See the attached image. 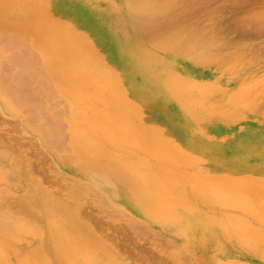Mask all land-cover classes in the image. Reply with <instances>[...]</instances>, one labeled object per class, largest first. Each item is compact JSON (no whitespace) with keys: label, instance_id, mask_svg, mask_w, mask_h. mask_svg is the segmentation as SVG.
Masks as SVG:
<instances>
[{"label":"rangeland","instance_id":"1","mask_svg":"<svg viewBox=\"0 0 264 264\" xmlns=\"http://www.w3.org/2000/svg\"><path fill=\"white\" fill-rule=\"evenodd\" d=\"M101 60L113 63L110 76L79 74ZM84 78L125 91L132 107L149 99L171 118L161 153L108 132L93 139L72 93ZM5 169L22 182H5ZM29 187L46 199L49 217L24 201ZM204 213L246 218L213 261L177 241L182 226L209 223L195 220ZM0 223V264L48 249L49 264H89L82 235L90 264H110L112 254L121 264H264V0H0Z\"/></svg>","mask_w":264,"mask_h":264},{"label":"bare ground","instance_id":"2","mask_svg":"<svg viewBox=\"0 0 264 264\" xmlns=\"http://www.w3.org/2000/svg\"><path fill=\"white\" fill-rule=\"evenodd\" d=\"M70 23V22H69ZM68 23V24H69ZM262 24V23H261ZM257 25V24H256ZM258 26V25H257ZM71 29L73 28V26L70 27ZM73 30V29H72ZM76 31H78L77 29H74ZM192 30V29H191ZM190 30V31H191ZM182 31V30H181ZM46 34V33H45ZM44 34V35H45ZM35 37V36H34ZM84 37V36H83ZM58 39V38H56ZM85 39V38H83ZM159 39V38H158ZM40 39H38L39 41ZM107 41V40H106ZM176 41V40H175ZM85 42V41H83ZM112 42V41H111ZM110 43V42H109ZM152 43V42H151ZM59 44H63V43H59ZM82 44V43H81ZM111 44V43H110ZM180 44V43H179ZM112 45V44H111ZM94 46V45H92ZM114 46V45H113ZM82 47H84L82 45ZM81 47V48H82ZM87 47V46H86ZM97 47V46H94ZM93 47V48H94ZM98 48V47H97ZM96 48V50H97ZM84 49V48H83ZM71 50V49H70ZM77 50V49H76ZM75 50V51H76ZM73 51V50H71ZM90 51V50H89ZM92 51V50H91ZM100 51V50H99ZM98 51V52H99ZM94 52V49H93ZM97 53V52H96ZM102 53V52H101ZM78 54V53H77ZM76 54V55H77ZM87 54L91 55L93 53L88 52ZM98 55L100 53H97ZM88 55V56H89ZM102 55V54H101ZM100 55V56H101ZM116 55V53H115ZM176 55V54H175ZM92 56V55H91ZM98 56V58L100 57ZM104 56V55H103ZM117 56V55H116ZM17 57V56H16ZM11 58V57H10ZM102 58V57H101ZM119 58V57H118ZM100 60V59H99ZM105 60V59H104ZM119 60H121L122 62V66L125 67V69H131V65L130 63H128L127 66V58L124 55H121V57L119 58ZM102 61V62H101ZM100 62L97 63V65H94V67L90 68L91 72H89V74L87 73V71L84 72H77L81 75H83V77L86 76H91L93 77L94 75H96L95 73L98 72V70H103L106 71V76H110L109 74L111 73H107V70H109V66L108 68L105 67L103 65V60H101ZM107 61V60H106ZM12 62L14 63V65L17 66V62H19L18 59L15 58V56L12 57ZM96 62V61H95ZM108 63V62H107ZM134 63V62H133ZM110 64V63H109ZM83 65V64H82ZM80 65L82 68H85V66ZM113 66V65H112ZM62 67L64 69H71V67L69 65H62ZM114 68V67H113ZM122 69V68H121ZM76 71H79V67L77 66V68H75ZM112 71V70H111ZM140 71V69L138 70ZM101 73V71H100ZM103 73V72H102ZM17 74V73H16ZM78 74V75H79ZM104 74V73H103ZM113 72H112V76H113ZM105 75V74H104ZM115 75V74H114ZM20 76V75H19ZM114 77V76H113ZM116 78V77H115ZM106 79V78H105ZM117 79V78H116ZM151 78H149V83L156 85L157 84V79L152 78V80H150ZM2 81H10L8 80L7 77H3V79H1ZM113 80V79H112ZM19 82L17 78L11 77V92L12 94H14V96L16 97V100L20 101V95L18 93V89L17 86L13 84V82ZM80 81V80H79ZM95 80L93 79H86L84 78L82 81H80V83H78V88L74 89L71 91L75 97L77 98L78 102H80V109L82 111H80V116L82 118H86L87 122L89 123V127L91 129V136L94 134L95 135H101V136H105L106 133H109V137L110 140H114V141H120L122 140V145L125 144L123 142L132 140L133 141H137L138 143H142L140 144V147L143 148V152L145 153H153L154 155H157L158 153H161V149L164 148V142L165 140H168L169 136L173 135V130H171V128L165 126L166 124H168L171 121V118H169L163 111L156 109L153 106V103L151 101H149V99L146 98H139L137 101L135 100L136 103H138L139 107H132L130 104H135L134 102H131L125 95V97L130 101L123 100V95L122 93H126L125 91L121 90V94L118 96L116 95L114 92L112 91H103V90H99V88H97V82L95 85ZM115 81V80H114ZM114 86L115 85V82ZM16 82V83H17ZM66 84H69L70 82L64 81ZM127 82V81H126ZM20 83V82H19ZM18 83V84H19ZM113 85L111 84V87ZM149 87V86H148ZM114 88V87H113ZM157 88V94L162 98L165 99V103L168 105H171V103L173 104L174 102L171 101V98L167 95L166 90L162 87V86H158ZM115 89V88H114ZM20 90V89H19ZM21 91V90H20ZM127 94V93H126ZM22 100V99H21ZM97 101H101L99 104V106L96 108L95 105H93L94 102ZM130 103V104H129ZM96 104V103H95ZM129 104V105H128ZM79 105V104H78ZM107 108V115L105 116V114H102V109ZM118 107V113H120L119 116H117V112L114 111L113 113L110 112V110H115ZM132 108L135 109L136 111L138 110L137 108H139V110L141 109L143 114L140 113L141 115H143L142 117H140L139 119H135L133 114L131 113V111H129V109L127 108ZM171 107V106H170ZM101 109V110H100ZM138 110V111H139ZM137 111V112H138ZM140 112V111H139ZM138 112V114H139ZM180 112V110H179ZM186 116H188L186 113H184ZM140 121L141 125L143 127V129L141 128H136L131 124H135L136 122ZM195 123V122H194ZM173 124V123H172ZM176 125V124H175ZM170 126V125H169ZM178 126V125H177ZM89 130V129H88ZM152 130H156V131H152ZM90 132V130H89ZM149 132H159V134H151ZM92 136V138L94 137ZM153 136H155L156 138H152ZM94 139V138H93ZM100 142V140H99ZM166 143V142H165ZM118 144V143H117ZM108 146V145H107ZM170 146V145H168ZM198 146H200V144H198ZM198 146H196L195 144H190V148L192 150H194L195 152H200V149L198 148ZM95 148V153L98 157H102V154L100 153L101 150V146L92 145V148ZM123 147V146H122ZM171 148V147H169ZM202 148V146H201ZM122 149H128L126 148V145L124 146V148ZM166 150L168 149L165 148ZM172 149V148H171ZM137 150V149H136ZM165 150V151H166ZM134 151V150H132ZM170 151V150H169ZM168 151V152H169ZM135 152V151H134ZM166 152V154L168 153ZM103 153V152H102ZM136 153V152H135ZM137 154V153H136ZM139 154V153H138ZM143 154V153H142ZM169 157V156H168ZM156 158V157H155ZM167 159V157H165ZM161 162H162V158ZM166 161V160H165ZM163 165V164H162ZM170 165V164H168ZM174 167V166H173ZM9 172H6L5 169V182L9 183L10 185L12 184V186H17L16 184L21 183L22 181L19 180L17 173H15V171L13 169L8 170ZM167 184V182H166ZM168 185V184H167ZM164 186V185H163ZM30 189H32L31 187H29ZM20 191H22L24 193L25 189L23 188H18ZM18 189L16 191H18ZM32 196L31 197H25L23 198L24 201H26L27 203H29V207H31L32 209H34L36 212H38L41 216H43L44 218L49 217V215H51V210L50 207L48 205V203L46 202L45 198L39 197V195L36 193V191L34 189H32ZM11 193V192H10ZM10 196H12V194H8ZM25 195V194H24ZM54 203V202H53ZM56 203V202H55ZM241 205V204H238ZM52 206V205H51ZM61 209V207H60ZM25 210V209H24ZM63 210V209H62ZM61 210V211H62ZM66 211V210H65ZM109 212V211H108ZM64 216V215H63ZM70 220V219H69ZM69 220H67V222L69 223ZM1 226V223H0ZM63 234H66L67 236V241H71L70 235L69 233V227L67 224L63 223V227H60ZM49 233V232H48ZM51 235V234H50ZM2 237V236H1ZM84 237V238H83ZM53 238L57 239V237H50L47 239L46 241V245L45 246H49V244L52 243ZM81 241L83 243V248L84 250V255L86 253V255L84 256L86 263H92L90 256L87 255V253L89 254V245L88 242L86 241V237L84 235H82L81 237ZM51 242V243H50ZM57 242V241H56ZM45 243V242H43ZM58 244V243H57ZM7 245V244H6ZM2 246V245H1ZM5 246V245H3ZM8 247V245H7ZM9 251V249H8ZM56 251H60L62 253H64V249L62 248H58ZM69 252V251H67ZM109 252V251H108ZM0 253H1V258H2V254L4 253V249H0ZM80 253V252H79ZM83 254V253H82ZM109 255V254H108ZM40 256H42L40 258ZM61 256V255H60ZM33 258H28V259H23L21 260V264H32L31 261L34 259H37L39 262L38 263H34V264H49V249L45 251V254L38 252L37 254L32 256ZM63 257V256H62ZM68 257V254H67ZM107 258L110 259V264H121V262L117 259L116 256L109 255L107 256ZM90 260V261H89ZM89 263V264H90ZM123 264V263H122Z\"/></svg>","mask_w":264,"mask_h":264},{"label":"crops","instance_id":"3","mask_svg":"<svg viewBox=\"0 0 264 264\" xmlns=\"http://www.w3.org/2000/svg\"><path fill=\"white\" fill-rule=\"evenodd\" d=\"M204 215L205 216L201 215V218H197L195 220H205L209 223L182 226L179 228V232L177 233V239H180L177 241L180 245H185L186 248L194 250L196 253H206L205 257L208 256V258L211 259L210 261H213L215 260V256L213 255L214 253H225L227 251L225 246L227 245L228 241H232L234 243L233 237L230 238V234L233 232L232 234L237 237L236 234H239V231H237L238 226L242 227L246 218L241 216V214L215 216L213 213H204ZM185 234H188V238L186 241H182L181 237ZM240 246L243 247L245 245L241 243ZM243 249L245 251L250 250V248L245 247Z\"/></svg>","mask_w":264,"mask_h":264}]
</instances>
